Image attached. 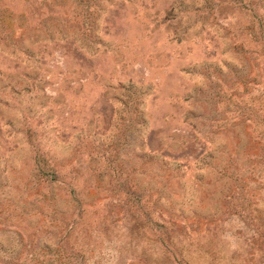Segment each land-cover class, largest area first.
<instances>
[{
  "label": "rangeland",
  "instance_id": "obj_1",
  "mask_svg": "<svg viewBox=\"0 0 264 264\" xmlns=\"http://www.w3.org/2000/svg\"><path fill=\"white\" fill-rule=\"evenodd\" d=\"M0 264H264V0H0Z\"/></svg>",
  "mask_w": 264,
  "mask_h": 264
}]
</instances>
